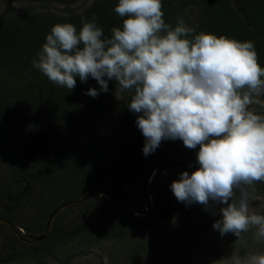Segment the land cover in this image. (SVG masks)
<instances>
[{"label":"rangeland","instance_id":"374dc122","mask_svg":"<svg viewBox=\"0 0 264 264\" xmlns=\"http://www.w3.org/2000/svg\"><path fill=\"white\" fill-rule=\"evenodd\" d=\"M199 1L171 0L173 13L168 15L163 11L165 22L171 18L176 22L181 17L186 25L195 28L196 34L205 32L219 37L223 25L230 28L234 39H237V33L238 36L239 33L247 34L242 25L236 28L228 23L225 26L219 23L218 17L207 14L213 2L207 7ZM258 1L244 0L240 3L228 0L242 17L244 28L250 31L243 38H238L255 43L258 62L264 67V0ZM93 2L0 0V124L14 118L12 121L20 125L15 134L11 133L17 138H11L9 134V142L0 139V210L16 204L14 211L19 224L32 225L40 217V210L44 209L50 196L53 198L56 193L60 198L70 196L79 179H84L89 189L114 190L129 208L139 213L145 211L144 206L139 207L137 194L138 189L141 191V180L147 169L133 152H143L145 138L136 125L139 114L127 106L134 90H123L116 81L110 80L108 91L96 96L99 117L91 118L95 114L93 99L85 96L90 88L99 91L97 81L89 77L82 83L77 77L76 86L71 91L52 84L32 64L46 42L45 38L41 40L34 34L29 41L16 38L19 25L15 23L20 14L32 12L27 14L28 17L33 13L41 15L50 33L54 18L70 22L69 17L81 13L71 22L82 27L81 18L90 20L92 17L83 13ZM117 4L115 2L109 7ZM97 7L103 13L108 5L98 4ZM223 35L227 36V33ZM102 38L107 37L104 34ZM26 44L29 49L26 55L17 52ZM261 99L264 100V96ZM39 105L48 108L49 112L36 120L39 128L29 132L28 127L34 121L33 116L38 115ZM252 107L264 115V108L259 105ZM60 108L71 115H58ZM82 117L90 118L84 120ZM129 141L136 143L135 148H127ZM9 149V153L3 151ZM120 149H125L123 158L118 155ZM194 150L185 147L179 139H169L163 140L149 154L180 160ZM10 156H16L19 163H12ZM12 167L20 168V173L15 176ZM198 167L195 159L189 164L165 166L156 172L151 184H156L158 192L154 195H159V204L153 215L141 224L133 225L126 220L122 226L111 221L108 214L98 212V207L110 208L112 204L106 197L95 196L91 198L89 207H73L57 214L54 222H58L63 233L55 239L38 241L36 246H19L22 252L10 264H245L248 256L264 253V238L257 240L255 229L242 233L238 238L232 233L221 236L212 227L221 219L219 205L206 211L198 203L186 205L177 201L170 187L172 182L178 180L182 172L191 174ZM25 168H32L33 172L40 169L42 174L22 175ZM10 182H13L10 191L6 192ZM254 187L250 211L264 215V182H258ZM151 194L153 196L152 191ZM183 205L188 207L187 212L177 210ZM47 217L40 220L44 223L42 230ZM102 218H106L107 227L100 225L97 232H91L90 227ZM11 234L7 228L0 227V251L13 250L14 245L9 241Z\"/></svg>","mask_w":264,"mask_h":264},{"label":"clouds","instance_id":"9594fccd","mask_svg":"<svg viewBox=\"0 0 264 264\" xmlns=\"http://www.w3.org/2000/svg\"><path fill=\"white\" fill-rule=\"evenodd\" d=\"M114 11L124 19L110 38H102L95 14L81 18L79 31L55 24L33 67L69 91L77 77L95 79L99 91L86 92L92 97L107 92L110 80L134 90L127 106L139 114L145 155L163 140L199 146V167L170 186L177 201L206 211L219 205L221 219L212 227L221 236L255 229L257 240L264 238V215L250 211L254 185L264 182V115L252 107L264 108V67L255 43L196 34L181 17L173 27L163 19L162 0H118ZM245 264H264V253Z\"/></svg>","mask_w":264,"mask_h":264},{"label":"trees","instance_id":"16d2710c","mask_svg":"<svg viewBox=\"0 0 264 264\" xmlns=\"http://www.w3.org/2000/svg\"><path fill=\"white\" fill-rule=\"evenodd\" d=\"M191 1H196L197 2V0H191ZM241 1H244V0H238V2H240V3H241ZM252 1L254 2V1H257V0H252ZM259 1H261V0H259ZM115 2H118V0H94L92 5L90 7H88L83 13V15L84 14H86V15L89 14L90 16H92L91 14H95L97 16V18H98L97 23H98L99 26H101L103 28L104 34H105V36L107 38L111 37V35H112L111 29L113 27H121L122 28V23H123V19L124 18L118 16V14L115 13V11H114L115 7H109V5H112ZM179 2H181V1H179ZM211 2H213L214 4L211 6L212 7L211 9L209 8L210 11L207 14H211L212 13L211 17H214V16L218 17V19H220L219 23L220 24H225V26H226V24L230 23V24H233L236 28L239 25H242V28L246 29L244 32L247 33V34H240L239 33V36H238V33H237V35H236L237 39L236 40H238V41L240 40L241 41L242 39H240V38H243L245 35H248V33H250V31L247 28H244L242 17L238 16V13L235 12L234 7L231 6V4L228 2V0H206L205 2H200V4H202L203 6L209 7L211 5ZM98 4H102L103 6L104 5H108V7H106V11H104L103 13L99 12L100 9H99V7H97ZM162 4H163V11L166 14L169 15V14L173 13V9L171 10V7H172L171 6V0H162ZM31 13L26 12L24 14H20L19 15L18 21L15 23V25H17V24L19 25L18 26L19 34L17 35L16 38L25 39V40L29 41L30 36L34 34V35L37 36V38H39L41 40L45 38V40H46V36L48 34H50L49 31H48L47 24L42 21L43 19L41 18V15L38 16L36 13H33L30 17H28L27 14H31ZM81 14H76L75 16L69 17V19L71 21H75L77 19V17H79ZM164 16H166V15L164 14ZM163 19H164V17H163ZM54 20H53L54 21L53 22L54 25L57 24V23H72L71 21L70 22H65L64 19L54 18ZM24 22L27 23L26 26L22 25ZM165 23L171 24L173 27L176 25L175 20H172V18L169 19V20H166ZM72 24L76 27L77 31L80 30V28H81L80 26H78L75 23H72ZM229 30H230V28H224V25H223L222 31L219 34L223 35V34L227 33L226 37L232 38ZM234 34H235V32H234ZM25 36H27V38H25ZM238 37H240V38H238ZM241 42H243V40ZM27 45L28 44H26L25 47L20 48L19 51H17V52H19V53H21L23 55H26V53L29 51ZM33 45L34 44H32V46ZM1 47H2V45L0 46V49H1ZM19 62H22V61H19ZM19 62H14L13 64L17 65V64H19ZM38 79L44 80L42 77H39ZM41 85L43 86L44 84H41ZM18 94H19V92L16 93V95H15L16 98L18 97ZM85 97H92V96L86 94ZM16 98H14V99L17 100ZM92 99H93L92 102L94 103L95 114L91 118H98L99 117V110H98L99 101L96 99V97H92ZM17 102L18 101H15L14 103H17ZM38 108H39V110L37 112L38 115H36V116L34 115L33 116L34 117L33 118L34 121H31V125L28 127L29 132H34L35 130H37V128H39V125L35 124V123H37L36 120L39 121L40 118L43 117L42 116L43 114H44V117H45V114H47L49 112V109L45 108L43 106L39 105ZM60 110H61V113H59L58 115H60V114H62V115L65 114L66 116H67V114L71 115L64 108H60ZM97 110H98V114H97ZM89 118L90 117H88V118H83L82 117V119H84V120L85 119H89ZM13 119L14 118L7 119V120H5L4 122H2L0 124V139L4 140L6 142H9V140L11 138H13V137L17 138V135H12L11 134V133H13V134L16 133V128L19 125V124H15L14 121H12ZM9 134L12 135L11 138H10ZM135 145H136L135 142H130L129 144H127V148H135ZM10 150L11 149H9V151L8 150H3V151L4 152L7 151L9 153ZM124 150L120 149V151H118L119 152L118 155L121 158H123V155L125 156ZM133 152L136 153V155L139 156L142 159L143 164L145 165L146 169H148L149 167H151L154 163H156L158 161L168 159V158H164L162 156H152L150 154L145 155L143 152H141L139 150H136V151H133ZM11 157L12 156H10V158ZM11 160H12V163H15V162L19 163L18 158L16 156H13L11 158ZM11 169L16 172L15 176L17 175V173H20L19 171L21 170L18 167H12ZM163 169H164V167H161L160 169H158L157 172H160ZM23 170L24 171L21 173L22 175H24L25 173L26 174L28 173L27 175H31V174H35L36 175L37 173L40 174V175L42 174L40 169L36 170L34 172H33L32 168H29V169L25 168ZM44 170H47V169H44ZM44 174H45V172H44ZM79 180L80 181H78V184H77L76 188L73 190V192L70 194V196L64 197V198H60L58 193H56V195H54L53 198L50 196L48 202L45 203V207H43L44 209L40 210L41 211L40 217L37 218V220H35V222L32 225H26L24 223H21V224L17 223V214L14 211L15 207H17L16 204L12 205L14 208L11 205H9L10 208H7V209L1 208L0 216L13 221L16 225H18L19 227L23 228L25 230V232H27V233H30V234H42L44 232L45 227L42 230V228L44 226V223H41L40 220L42 218L44 219L45 217H47V215L50 214V212L55 208V206L60 205L62 203H66V202L76 201L79 198H81L86 192L89 191V187L86 185L84 179H79ZM11 183H13V182H10L7 185L6 192L10 191ZM150 188H151V191L153 192V197H154V201H155V208H156V207H158V204H159V195L158 194L154 195V193L158 192V189L156 188V184L155 183H152ZM139 190L140 189H138V194L137 195L139 197V204H140L139 207L141 208L142 206H145V203H144V199H143L142 193ZM113 193L120 199V197H119L120 194L118 192L113 190ZM102 197H105V196H102ZM120 200L122 201V199H120ZM49 201L52 202V204L49 203ZM91 203L92 202H91V199H90V200H88L87 202H85L84 204H82L79 207H89ZM7 204H9V203L7 202ZM68 209H70V208H68ZM68 209H65V210H68ZM177 210H179L181 212H187L189 209H188V207L183 205L181 207H178ZM98 212L103 213V215L104 214H108L107 216H109V218L112 219L111 221L118 222L122 226H124V223H125L126 220L129 221L130 223H133V225L141 224L140 221H137V220L131 218L130 216L124 214L123 212L118 210L113 205L110 208L98 207ZM100 225H102V228L107 227L106 218H102L98 223H96L95 225H92V227H90V231L91 232H97V230L99 229ZM0 227L7 228L12 233L11 234L12 237H11V239L9 241L11 242L10 244L14 245L13 250H10V251L8 250V251H4V252L0 251V264H8V263L10 264L14 259H16L18 257V255L22 252V249L19 246H22L24 248H29V247H32V246H36V244L38 243V242H35V243L24 242L20 238H18L15 235V233L12 232V230L9 227H7L6 225L0 224ZM82 230H84V229H82ZM82 230H80V231H82ZM62 233L63 232L59 228L58 222H54L53 226H52V229H51V232H50V235L47 238L49 240L50 239H55V238H57V236L59 234H62Z\"/></svg>","mask_w":264,"mask_h":264},{"label":"water","instance_id":"95a60500","mask_svg":"<svg viewBox=\"0 0 264 264\" xmlns=\"http://www.w3.org/2000/svg\"><path fill=\"white\" fill-rule=\"evenodd\" d=\"M198 150H199V146L189 156H187L184 159L161 160V161L154 163L151 167L147 169V171L145 172L141 180V193H142L144 203H145V206H144L145 211L143 213H139L138 211H134L131 208H129L112 191H109L106 189H92L86 192L81 198H79L76 201L66 202V203H62L56 206L48 215L46 219L45 229L42 234L26 233L25 231H23L21 227L16 225L13 221L6 219L2 216H0V224L6 225L7 227H9L12 230V232H14L15 235L18 238H20L22 241L27 242V243H35V242L46 239L50 235V232H51V229H52V226H53V223H54V220L57 214L64 211L65 209L81 206L82 204H84L85 202H87L88 200H90L91 198L95 196H105L106 198H108L109 202H111L113 206H115L118 210H120L124 214L140 222L146 221L153 215V212L155 210L154 197L152 196L151 191H150V184H151V180L153 179L154 174L161 167L182 166V165L191 163L197 158Z\"/></svg>","mask_w":264,"mask_h":264},{"label":"flooded vegetation","instance_id":"af4514ba","mask_svg":"<svg viewBox=\"0 0 264 264\" xmlns=\"http://www.w3.org/2000/svg\"><path fill=\"white\" fill-rule=\"evenodd\" d=\"M198 148V147H197ZM89 190H92V189H89Z\"/></svg>","mask_w":264,"mask_h":264}]
</instances>
